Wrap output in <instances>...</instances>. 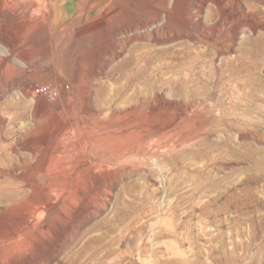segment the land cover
<instances>
[{
    "label": "rangeland",
    "instance_id": "1",
    "mask_svg": "<svg viewBox=\"0 0 264 264\" xmlns=\"http://www.w3.org/2000/svg\"><path fill=\"white\" fill-rule=\"evenodd\" d=\"M20 1L23 11L16 15L14 4L0 6V33L8 38L7 44L0 41V58L9 59L0 65V119L25 126L26 130H18L12 139L18 154L32 166L46 169L55 167L50 164L53 157L75 152L73 145L80 135L71 127L90 116L88 106L96 103L93 108L103 113L107 109L104 118L124 108L111 100L113 90L124 83L118 70L124 56L113 60L109 51L113 44L105 34L108 20L96 21L109 0L85 10L80 8L86 0ZM253 2L258 23L254 31L245 23L250 19L247 12L232 18V1L221 10L207 3L206 11L212 7L215 13L210 19L203 18L205 28L200 30L217 32L219 40L230 43L224 54H218L210 44L200 45L205 56L199 66L205 67L194 87L198 98L208 100L207 107L189 108L169 91L157 89L153 96L149 92L150 103L143 102L147 110L154 111L153 119L163 122L178 116V124L167 131H154L151 139L142 143L150 149L140 151L144 156L131 155L128 161L125 156L127 162L120 160L119 165L107 166L99 174L101 181L105 180L101 197L94 194L82 202V208L89 210L76 223L75 235L63 242L64 248L47 264H264V53L252 63L239 48L247 45L249 38L264 36V0ZM42 5L48 6L46 10ZM91 28L96 30L95 37L90 35ZM242 65L251 69L250 85H244L249 76L241 70L240 78H235L240 85L236 90L228 80ZM2 77L8 81L5 88ZM43 84L57 86L56 97L36 93L35 88ZM98 88L103 91L101 104L95 97ZM208 108L226 116L223 126L204 142L177 141L195 121L209 114ZM111 117L103 121L113 120ZM36 127L39 132L34 137ZM67 130L70 133L64 134ZM89 161L93 165L87 175L98 176L94 172L96 156L91 154ZM71 251L77 256L72 257Z\"/></svg>",
    "mask_w": 264,
    "mask_h": 264
},
{
    "label": "bare ground",
    "instance_id": "2",
    "mask_svg": "<svg viewBox=\"0 0 264 264\" xmlns=\"http://www.w3.org/2000/svg\"><path fill=\"white\" fill-rule=\"evenodd\" d=\"M18 1L21 2L20 0H0V6L3 9L2 6H7V3L14 4L12 8H15L13 12L16 15L18 11H23V7ZM25 1L28 2L27 0ZM103 1L86 0L80 9L85 10L91 5V8L97 7ZM230 1L235 6L232 18L237 19L244 12H247L250 19L248 18L249 20L245 23L254 31L258 23L254 21L257 6L253 0H109L101 11V18L96 21L108 20V26L106 27L108 33L105 34H108V39L113 44L112 46L110 45V48L108 47L112 53L113 60L122 54L124 56L118 65V70L122 75L120 78H123L124 83L117 85V88L113 90L115 91L114 96L111 98V100H117L118 105L122 103L124 108L122 107L123 109L119 111L113 110L114 112L109 110L113 113L111 116L114 119L104 122V119H110L111 117L110 115L109 117L108 115L107 117L105 116L106 118L103 117L106 112L108 113L107 109L103 113L102 110L99 112L100 110L97 111L96 107L93 108L92 105L94 104L91 105L92 107L88 106L87 113L90 116L86 120L81 119L80 122L74 123L71 127L74 133L77 131L80 135V141L77 144H74L76 142L73 143L75 152L58 156L55 154L56 157L50 160V164L55 165V167L41 169L21 159L15 142L12 139H14L13 137H15L18 130H26L25 126L21 125L17 127L16 125L7 123L5 119H0V264L49 263L54 259L55 252L58 253L61 248H64L63 242L75 235L76 223L82 219L83 213L89 210L85 207H83L85 209L82 208V202L88 201L94 194L101 197L105 180L101 181L99 174H102L107 166L119 165L120 160H124L123 157L125 156H127L125 158L128 161L131 159L128 156L138 155L142 149V152H144L147 144L143 148L142 143L151 139L154 131H167L172 125L178 124L176 122L178 116L176 118H168L163 122L153 119L154 111L147 110L144 107L146 103L143 102L150 103L151 96L149 92H152L150 94L153 96V94H157L154 92L157 89V91H169L168 93H172V96L180 99L183 105H185V102L186 106L187 104L191 106L189 108L197 106L207 107L208 100L198 98V91L194 87L201 79V72L204 71L202 69L205 67L203 65L204 67L201 69L199 66L203 61H201V58L204 59L205 56L202 50L204 48L201 49L200 45L202 43L204 45L210 44L217 49L218 54L220 52L224 54V49L230 43L225 44L226 42L223 38V41L219 40L216 36L217 32L214 34L209 31L208 34V31L205 32V30L201 31L200 29L205 28L203 18H209L215 13L212 12V7H210L211 11H209V7L208 11H206L208 2L214 3L216 8L221 10ZM48 2V0L47 2L45 1V4ZM33 4L36 6L35 3ZM171 4L173 7H171ZM208 6L211 5L208 3ZM46 7L48 6L44 7L45 10ZM36 8H38V5ZM39 9L41 8L39 7ZM33 10L35 9L33 8ZM219 10H216V13ZM251 17L253 18L252 20ZM219 19L222 18L220 17ZM241 21L240 24L243 23ZM230 24L232 23L230 22ZM90 33L91 36L95 37L96 30L91 28ZM232 33L231 35L234 40L237 33L235 35V31ZM7 39L5 34L0 33V41L5 44L8 41ZM246 41L247 45L239 47L241 54L246 57V60L250 59L252 63L261 59L264 53V36L252 37ZM208 56L210 57L211 55ZM7 60L9 59L6 57L0 58V65L4 66L7 64ZM213 64L211 65L214 67ZM234 70L235 75L230 79L228 78V82L233 84L236 89L240 86L235 79L240 78L239 71L244 70L249 76L251 69L248 65H242L241 68H235ZM218 71L221 72V70ZM216 73L218 72L215 71ZM249 78L250 76L247 77V84L244 85L250 83ZM7 82V78H1L2 88L8 86ZM97 91L98 93L95 96L96 101L101 104L103 103L101 102L103 91L100 88ZM235 92L233 91V93ZM103 99L102 101L105 102L106 99ZM95 105L98 104L95 103ZM233 106H236V104ZM207 111L210 116L205 114L206 116L203 115L205 116L204 118L197 119L198 122L195 121L193 125L191 123V126L186 129L187 131L177 141L182 144H190L197 141L204 142L211 132L216 131L217 128L222 127L226 122V116L223 118L222 114L215 112L213 108H208ZM96 118H98V122L100 121V123L95 121ZM229 120H231V117ZM208 126L211 129L210 127L207 129ZM32 132L35 137L39 132V128H34ZM68 132L69 130L64 134H69L70 132ZM178 135L176 134V136ZM172 137L174 136L172 135ZM173 140L175 141V139ZM171 143L175 145L174 142L171 141ZM17 144H19V141ZM171 145L169 147L173 146ZM19 148L23 149L24 147L20 144ZM166 150L167 147L165 152ZM141 153L139 155L144 154ZM151 153H149L150 156L152 155ZM91 154L95 155L97 159L94 164V172L98 173V176L93 174L92 176L87 175V172L91 169V165H93H89V156ZM146 154L148 153L146 152ZM23 163H27L28 166H22ZM83 184L85 185L83 186ZM53 199H57L54 204L51 203ZM45 215H48L46 219H44ZM72 255L74 257L76 255L75 252ZM78 255L80 256V254Z\"/></svg>",
    "mask_w": 264,
    "mask_h": 264
},
{
    "label": "built area",
    "instance_id": "3",
    "mask_svg": "<svg viewBox=\"0 0 264 264\" xmlns=\"http://www.w3.org/2000/svg\"><path fill=\"white\" fill-rule=\"evenodd\" d=\"M59 91L57 86L53 84H43L35 88V92L39 94L46 95L48 97L56 96V93Z\"/></svg>",
    "mask_w": 264,
    "mask_h": 264
}]
</instances>
